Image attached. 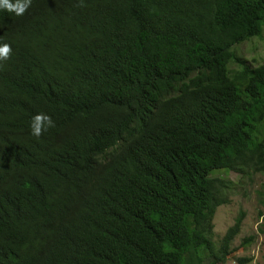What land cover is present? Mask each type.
<instances>
[{
  "label": "trees",
  "instance_id": "1",
  "mask_svg": "<svg viewBox=\"0 0 264 264\" xmlns=\"http://www.w3.org/2000/svg\"><path fill=\"white\" fill-rule=\"evenodd\" d=\"M263 30L264 0L0 9V264H226L264 237L262 211L233 248L243 212L215 240L264 176V63L229 69ZM38 113L55 123L39 138Z\"/></svg>",
  "mask_w": 264,
  "mask_h": 264
},
{
  "label": "rangeland",
  "instance_id": "2",
  "mask_svg": "<svg viewBox=\"0 0 264 264\" xmlns=\"http://www.w3.org/2000/svg\"><path fill=\"white\" fill-rule=\"evenodd\" d=\"M235 54L238 60L242 63L235 61L229 65V69L235 72L241 70L243 65L255 68L263 64L264 30L261 36L237 47L235 49ZM227 178L230 181L238 180L236 174H230ZM263 186L264 176L257 175L252 187L245 186L244 190L248 192L247 198L242 196L237 198L233 197L230 204L222 206L219 209L215 220V240L219 241V239L225 235L227 229L234 223L236 218L243 212L245 213V217L242 218L241 229L237 237H235L233 248L241 245L245 238L257 235L258 225L261 223L258 214L264 211V207L259 203L258 192L262 191ZM254 241L255 242H253L244 252L239 253L237 258L246 256L253 258L252 264H264V237L257 235ZM235 259L236 258H231L227 264H236Z\"/></svg>",
  "mask_w": 264,
  "mask_h": 264
},
{
  "label": "clouds",
  "instance_id": "3",
  "mask_svg": "<svg viewBox=\"0 0 264 264\" xmlns=\"http://www.w3.org/2000/svg\"><path fill=\"white\" fill-rule=\"evenodd\" d=\"M31 3L32 0H15V2H13V0H0V9H6L20 16L26 13ZM74 27L78 32L84 31L86 35L90 36L89 23L83 15H76L74 17ZM11 52L12 48L10 43L0 42V60L9 59ZM27 54L36 59L35 54H30L29 52H27ZM30 127L32 135L39 138L49 128L55 127V123L49 115L38 113L33 116Z\"/></svg>",
  "mask_w": 264,
  "mask_h": 264
},
{
  "label": "bare ground",
  "instance_id": "4",
  "mask_svg": "<svg viewBox=\"0 0 264 264\" xmlns=\"http://www.w3.org/2000/svg\"><path fill=\"white\" fill-rule=\"evenodd\" d=\"M259 118H260V117H259ZM253 119H254V118H253ZM254 120H256V119H254ZM259 120H260V119H259ZM250 122H251V121H249L248 124H250ZM252 122H253V120H252ZM245 130H246V128H245ZM246 135H247V133H246ZM259 208H260V207H259ZM259 211H260V210H259ZM263 214H264V213H263ZM263 225H264V224H263ZM240 229H241V228H240ZM260 230H261V229H260ZM259 233H260V232H259ZM261 233H262V232H261ZM236 237H237V236H236ZM246 240H248V239H246ZM248 241H250V240H248ZM242 242H243V241H242ZM251 242H252V241H251ZM254 242H255V241H254ZM244 243H245V242H244ZM244 243H242V244H244ZM246 243H247V242H246ZM246 243H245V244H246ZM231 244H232V243H230V245H231ZM247 244H248V243H247ZM263 244H264V243H263ZM231 246H232V245H231ZM243 246H244V245H243ZM249 246H250V245H249ZM262 247H263V246H262ZM263 248H264V247H263ZM236 249H237V248H236ZM237 250H238V249H237ZM231 252L233 253V251H231ZM261 252H262V251H261ZM215 256H216V255H215ZM257 256H258V255H257ZM199 257H200V259H201V256H199ZM199 257H198V258H199ZM234 257H235V256H234ZM211 258H212V257H211ZM236 258H237V257H236ZM243 258H244V257H243ZM243 258H242V260H243ZM200 259H199V261H200ZM221 259H223V258H221ZM252 259H253V258H252ZM203 260H204V259H203ZM203 260H201V261H203ZM208 260H209V259H208ZM235 260H236V259H235ZM244 260H245V258H244ZM201 261H200V262H201ZM221 261H222V260H221ZM224 261H227V260H224ZM246 261H247V260H246ZM196 262H197V261H196ZM200 262H199V263H200ZM206 262H207V261H206ZM204 264H205V263H204ZM226 264H227V263H226Z\"/></svg>",
  "mask_w": 264,
  "mask_h": 264
}]
</instances>
